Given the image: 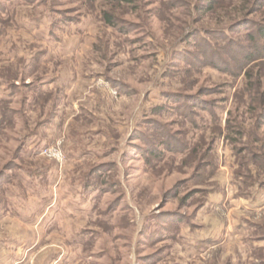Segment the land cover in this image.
Segmentation results:
<instances>
[{
  "label": "rangeland",
  "instance_id": "374dc122",
  "mask_svg": "<svg viewBox=\"0 0 264 264\" xmlns=\"http://www.w3.org/2000/svg\"><path fill=\"white\" fill-rule=\"evenodd\" d=\"M0 264H264V0H0Z\"/></svg>",
  "mask_w": 264,
  "mask_h": 264
},
{
  "label": "built area",
  "instance_id": "2783aa9c",
  "mask_svg": "<svg viewBox=\"0 0 264 264\" xmlns=\"http://www.w3.org/2000/svg\"><path fill=\"white\" fill-rule=\"evenodd\" d=\"M45 153L49 158L59 159L61 157L56 149L47 150Z\"/></svg>",
  "mask_w": 264,
  "mask_h": 264
},
{
  "label": "trees",
  "instance_id": "16d2710c",
  "mask_svg": "<svg viewBox=\"0 0 264 264\" xmlns=\"http://www.w3.org/2000/svg\"><path fill=\"white\" fill-rule=\"evenodd\" d=\"M110 1V0H109ZM111 1H122V0H111Z\"/></svg>",
  "mask_w": 264,
  "mask_h": 264
}]
</instances>
